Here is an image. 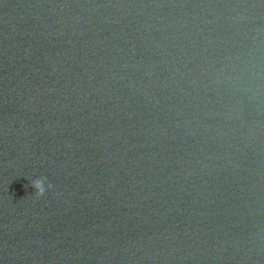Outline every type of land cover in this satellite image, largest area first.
I'll use <instances>...</instances> for the list:
<instances>
[{"label":"water","instance_id":"water-1","mask_svg":"<svg viewBox=\"0 0 264 264\" xmlns=\"http://www.w3.org/2000/svg\"><path fill=\"white\" fill-rule=\"evenodd\" d=\"M0 264H264V0H0Z\"/></svg>","mask_w":264,"mask_h":264},{"label":"clouds","instance_id":"clouds-1","mask_svg":"<svg viewBox=\"0 0 264 264\" xmlns=\"http://www.w3.org/2000/svg\"><path fill=\"white\" fill-rule=\"evenodd\" d=\"M32 183H33V187L35 188L36 194L42 195L45 191L43 178L36 179ZM48 187H51V185H48Z\"/></svg>","mask_w":264,"mask_h":264}]
</instances>
